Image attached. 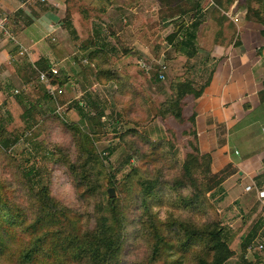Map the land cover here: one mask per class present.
<instances>
[{"label":"rangeland","instance_id":"obj_1","mask_svg":"<svg viewBox=\"0 0 264 264\" xmlns=\"http://www.w3.org/2000/svg\"><path fill=\"white\" fill-rule=\"evenodd\" d=\"M195 1L148 0L142 5L139 0H121L138 7L131 14L128 10L117 12L114 5L106 12L91 0H70L67 16L72 18L78 36L67 30L63 45L67 59L54 61L55 66L48 62L40 66L44 71L56 68L58 81H63L62 85L53 81L63 89L58 98L60 113H54V102L34 67L25 69L23 76L19 74L20 81L10 71L0 70V139L8 140L5 145L0 142L6 151L0 154L4 157L0 178L11 186L20 203L31 193L29 185L34 190L47 185L61 203L82 213L87 227L93 226V215L112 219L107 201L113 198L125 218L122 264H150L146 261L148 247L142 240L149 233L147 216L138 206L140 201L131 200L135 192L146 193L150 186L155 187V195L148 198L149 217L165 222L173 216L192 225L217 221L233 250L224 264L264 263V209L259 201L253 199L247 205L229 203L231 198L216 186L220 175L211 180L204 170H192L194 183L187 182V188L171 184L182 177L185 155L191 151L189 141L196 142L187 133L194 99L190 95L184 98L183 121L169 114L162 116L160 108L172 93V80L189 81L197 89L208 78L215 60L210 54L211 40L203 31H198L200 49L192 58L176 51V41L169 42L170 34L177 30L169 14L189 8ZM113 2L118 4L120 0ZM204 6L209 13L213 0H205ZM189 20L185 14V24ZM93 50L99 51L97 64L114 79L104 84L93 79L94 69L86 61ZM142 62L150 69L142 67ZM160 63L166 65L165 77L155 81L150 70ZM78 101L85 108L83 119L75 107ZM26 132L29 136L25 137ZM136 135V146L142 153L140 161L131 157L129 142ZM76 156L80 162L70 169ZM17 167L21 175L31 170L26 184H17L11 177ZM75 182L81 186L82 197L78 196ZM194 185L206 191L198 190L201 201L196 208L172 201L192 195ZM110 188L112 197L108 196ZM199 250L201 247L192 248L187 256H180L178 263L196 264ZM178 256L173 252L169 258L162 257L151 264H168L167 260Z\"/></svg>","mask_w":264,"mask_h":264},{"label":"trees","instance_id":"obj_2","mask_svg":"<svg viewBox=\"0 0 264 264\" xmlns=\"http://www.w3.org/2000/svg\"><path fill=\"white\" fill-rule=\"evenodd\" d=\"M97 6L100 4L102 10L108 11L113 6L114 0H91ZM161 1V0H159ZM233 0H213L214 6L210 12H205L203 8L205 0H196L191 7L178 10L173 14H169V20L175 21L177 30L169 36V42H175L176 51L192 58L199 51L198 31L207 33L211 42V49L218 43V39L222 34L223 22L227 19L221 14V9H227ZM70 0H65L66 9L62 19L63 28L72 31L74 37L76 30L72 23V18L67 16L68 5ZM159 3V2H158ZM253 3L257 4L256 8ZM237 8L245 10L244 17L249 20L257 21L264 24V0H238ZM213 11V12H212ZM188 14L189 23L185 24L184 16ZM164 16H162L163 20ZM202 25V26H201ZM208 28V29H207ZM264 36V29L261 30ZM101 50V45L98 46ZM98 50L90 51L86 59L88 65L93 68V79L98 84H104L113 78L107 74L97 64ZM41 66V65H40ZM160 65L155 64L151 67L153 79L161 81L159 78ZM213 69L210 71L208 78L199 87L195 88L192 83L186 80H172L170 88L172 93L163 102L160 108L162 116L172 115L175 119L183 121V100L187 96L193 99L198 98L204 88L209 84ZM165 77V72L163 73ZM52 80L60 85L63 81L59 80L58 73L51 75ZM27 82V80L24 78ZM261 103L264 102V89L259 92ZM50 98V97H49ZM80 115V119L86 117L82 102L75 104ZM54 113L55 107H54ZM84 121V120H83ZM188 122L190 126L187 133L192 135L195 143L189 141L191 151L187 152L182 164V173L179 181H173L171 184L174 188L185 187L188 183H194L193 169L204 170L210 174L211 180L217 179L219 175L227 171L231 165L225 166L216 173H212L210 169L211 156L209 153H201L197 142V133L195 129V112L192 111ZM74 127V124H73ZM138 135L129 142L132 148V156L136 161H140L142 153L136 146ZM122 139L125 140L124 135ZM16 140V139H14ZM12 140V141H14ZM3 140L0 139V142ZM8 140L2 142L4 145ZM144 143L148 140L142 139ZM0 143V154L4 153V145ZM7 144V143H6ZM6 152V151H5ZM74 162L70 163V169L79 164L80 158L76 156ZM4 157H0V164L3 163ZM10 159V158H9ZM195 164V166H193ZM20 174L18 167L11 172V177L17 184H26L28 180L27 174ZM25 181H21V178ZM83 179V177H81ZM209 179V180H210ZM188 182V183H187ZM213 182V181H212ZM34 184V182H33ZM162 184V182H160ZM156 185V184H155ZM11 186L0 178V261L11 264H122V252L124 249V214L111 198L107 201V209L112 211V219L106 216L97 218L93 215L92 227H87L88 223L83 220L80 212L74 211L72 208L61 203L55 198L47 185H41L34 190L29 185L31 193L24 203L15 200ZM78 196H81V186L75 182ZM192 195L177 197L172 200L185 208H196L199 204V193L195 185ZM19 190H24L22 186H17ZM155 187L147 188L146 193L143 190L135 192L131 198L133 201L139 200L138 206L147 216L149 224V233L144 236L143 242L148 247L146 261L151 264L154 261H160L162 257L169 258L171 253L179 254L176 259L167 260L168 264H179L180 256H187L192 248L201 247L196 256V264H224L225 261L233 254V250L229 246V238L225 239L223 227L217 221L207 224L192 225L189 222L180 220L176 217H170L165 222L155 220L149 217L148 198L155 195ZM210 190V189H209ZM200 191V190H199ZM206 192L205 189L200 191ZM120 222V225H117ZM87 223V224H86ZM195 246V247H194ZM251 262H245V264ZM255 264V263H251ZM264 264V263H259Z\"/></svg>","mask_w":264,"mask_h":264},{"label":"crops","instance_id":"obj_3","mask_svg":"<svg viewBox=\"0 0 264 264\" xmlns=\"http://www.w3.org/2000/svg\"><path fill=\"white\" fill-rule=\"evenodd\" d=\"M139 1L144 5L148 0ZM236 2L221 9L227 19L210 53L213 73L193 100L192 111L198 147L210 154L212 173L231 165L216 186L231 198L229 203L247 205L259 201L257 190L264 189V102L259 97L264 89V24L246 19ZM114 8L132 14L138 7L120 0ZM65 9V0H0V70L20 81L19 74L31 66L39 72L43 62L55 66L54 61L67 59L63 45L68 35L61 21Z\"/></svg>","mask_w":264,"mask_h":264},{"label":"built area","instance_id":"obj_4","mask_svg":"<svg viewBox=\"0 0 264 264\" xmlns=\"http://www.w3.org/2000/svg\"><path fill=\"white\" fill-rule=\"evenodd\" d=\"M41 1H45V0H41ZM142 67L146 68L147 70L150 69V66L147 65V63L142 62L141 63ZM160 73H159V78L163 79L164 78V71L166 69V65L160 63ZM58 73V70L54 67L49 68L48 70H40L38 73V78L39 81L44 85L45 88V92L47 93V95L52 99V101L54 102V106H55V112L56 113H60L59 110H61V105L58 103V98L60 95H62L63 93V89L61 87H59L56 83L53 82L51 75H56ZM29 136V132H26V134H24V136ZM250 187L248 186L247 189H249ZM257 196H258V200L261 203L263 209H264V189H258L257 190ZM263 246L260 244L259 248H262Z\"/></svg>","mask_w":264,"mask_h":264},{"label":"water","instance_id":"obj_5","mask_svg":"<svg viewBox=\"0 0 264 264\" xmlns=\"http://www.w3.org/2000/svg\"><path fill=\"white\" fill-rule=\"evenodd\" d=\"M114 195L112 188L108 189V196L112 197Z\"/></svg>","mask_w":264,"mask_h":264}]
</instances>
